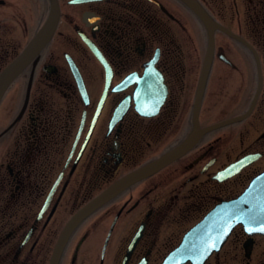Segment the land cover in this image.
<instances>
[{
	"label": "flooded vegetation",
	"instance_id": "af4514ba",
	"mask_svg": "<svg viewBox=\"0 0 264 264\" xmlns=\"http://www.w3.org/2000/svg\"><path fill=\"white\" fill-rule=\"evenodd\" d=\"M193 1L210 29L182 0H0V75L58 8L0 100V264H264L242 226L187 241L264 172V0ZM195 122L185 154L98 202Z\"/></svg>",
	"mask_w": 264,
	"mask_h": 264
},
{
	"label": "water",
	"instance_id": "95a60500",
	"mask_svg": "<svg viewBox=\"0 0 264 264\" xmlns=\"http://www.w3.org/2000/svg\"><path fill=\"white\" fill-rule=\"evenodd\" d=\"M182 1L188 5L191 10L202 20V22L210 29L212 22L196 6L194 1ZM57 21L58 8L52 3L49 17L41 30L25 47L21 55L1 73L0 100L3 96V93L15 76L29 63L33 57H35L40 52V50L50 40L57 25ZM212 49L213 40L212 37H210L208 56H210L209 54L211 53ZM202 92L203 87L200 85L197 90V99L194 106L195 116H197L199 112ZM155 107L154 111L156 109ZM239 119L230 120L229 122H224L218 124L217 126L225 125ZM194 124L195 127L193 134L190 135L186 141H184L174 150L166 153L159 159L153 161L152 163L132 173L110 187L97 199L98 202H104L108 200L129 184L145 177L146 175L155 173L185 154L196 143L202 134V132L197 128L196 122ZM217 126H214L213 128ZM248 159L249 158L243 159L235 165L229 167L218 178L225 179L235 175L251 161ZM237 226H242L245 232L249 235H264V172L253 178L248 187L238 197L227 203H221L215 207L213 211L208 214L206 218L199 225H197V227H195V229H193V235H190V238L187 241L192 243L191 245L197 253H210L211 251L218 249L229 236L231 231Z\"/></svg>",
	"mask_w": 264,
	"mask_h": 264
}]
</instances>
